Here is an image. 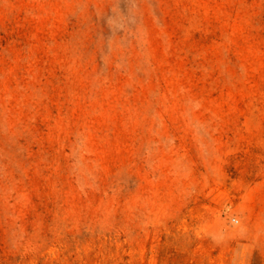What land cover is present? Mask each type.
Segmentation results:
<instances>
[{
  "label": "rangeland",
  "instance_id": "1",
  "mask_svg": "<svg viewBox=\"0 0 264 264\" xmlns=\"http://www.w3.org/2000/svg\"><path fill=\"white\" fill-rule=\"evenodd\" d=\"M0 264H264V0H0Z\"/></svg>",
  "mask_w": 264,
  "mask_h": 264
}]
</instances>
